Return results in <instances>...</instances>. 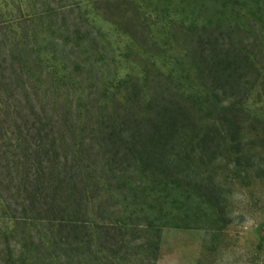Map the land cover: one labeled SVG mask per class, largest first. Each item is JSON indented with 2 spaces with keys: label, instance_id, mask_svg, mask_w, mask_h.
Here are the masks:
<instances>
[{
  "label": "trees",
  "instance_id": "16d2710c",
  "mask_svg": "<svg viewBox=\"0 0 264 264\" xmlns=\"http://www.w3.org/2000/svg\"><path fill=\"white\" fill-rule=\"evenodd\" d=\"M63 1L0 0V230L16 243L7 264H158L164 228L226 223L206 181L214 133L243 142L245 182L264 184V0H214L222 13L207 23L193 11L197 48L182 74L125 91L129 80L97 72L79 27L92 69L74 74ZM96 75L102 92H87Z\"/></svg>",
  "mask_w": 264,
  "mask_h": 264
},
{
  "label": "rangeland",
  "instance_id": "374dc122",
  "mask_svg": "<svg viewBox=\"0 0 264 264\" xmlns=\"http://www.w3.org/2000/svg\"><path fill=\"white\" fill-rule=\"evenodd\" d=\"M73 3L63 1L61 16L73 34L67 53L72 56L74 74L87 75L92 69L87 64L91 60L86 63L80 58L75 46L74 33L79 27L87 39L83 48L99 59L97 72L106 73V79L116 85L129 80L121 82L124 91L133 82L140 86L144 80L150 85L164 84L170 77L180 76L189 61L186 50L197 48V33L187 26L192 12L199 14L200 23L216 21L222 13L214 0H95L82 8ZM36 27L42 29L38 24ZM98 75L93 83L85 84L87 92H102L103 85L96 82ZM115 87L112 90H117ZM173 89V100H183ZM211 140L214 147L205 158L212 161L206 181L216 187L217 204L225 206L222 219L226 223L216 229L164 228L158 264H264V184L258 181L251 189L246 184L242 170L245 159L242 151L237 153L243 150L241 140L227 142L218 133ZM7 205L19 208V204ZM5 206L0 204L1 229L9 218ZM8 242L0 230V264H7L9 246L16 244L15 239H10L9 246Z\"/></svg>",
  "mask_w": 264,
  "mask_h": 264
}]
</instances>
